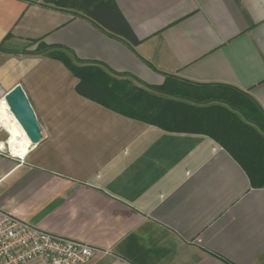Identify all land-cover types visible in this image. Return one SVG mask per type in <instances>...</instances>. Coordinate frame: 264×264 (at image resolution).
<instances>
[{"label":"crops","instance_id":"obj_1","mask_svg":"<svg viewBox=\"0 0 264 264\" xmlns=\"http://www.w3.org/2000/svg\"><path fill=\"white\" fill-rule=\"evenodd\" d=\"M115 1L135 46L83 9L0 0V93L21 85L42 133L23 160L0 153V208L96 247L87 264H264V187L220 144L106 109L62 62L25 52L42 40L150 85H229L264 111V0ZM8 110L0 99L10 141Z\"/></svg>","mask_w":264,"mask_h":264},{"label":"trees","instance_id":"obj_2","mask_svg":"<svg viewBox=\"0 0 264 264\" xmlns=\"http://www.w3.org/2000/svg\"><path fill=\"white\" fill-rule=\"evenodd\" d=\"M60 8L83 9L81 16L131 46L139 43L115 0H43ZM26 53L62 62L78 79L76 92L124 117L168 132L204 134L220 144L245 170L252 186L264 187V111L243 91L223 84L193 83L166 75L150 85L106 65L73 60L70 50L34 41ZM0 51H5L2 46ZM73 54V53H72Z\"/></svg>","mask_w":264,"mask_h":264},{"label":"built area","instance_id":"obj_3","mask_svg":"<svg viewBox=\"0 0 264 264\" xmlns=\"http://www.w3.org/2000/svg\"><path fill=\"white\" fill-rule=\"evenodd\" d=\"M0 153L25 157L18 156L8 140L0 145ZM97 252L88 243L47 232L0 208V264H87Z\"/></svg>","mask_w":264,"mask_h":264},{"label":"water","instance_id":"obj_4","mask_svg":"<svg viewBox=\"0 0 264 264\" xmlns=\"http://www.w3.org/2000/svg\"><path fill=\"white\" fill-rule=\"evenodd\" d=\"M4 99L10 112L22 126L32 145L38 144L42 139L41 127L22 86H15L4 95Z\"/></svg>","mask_w":264,"mask_h":264},{"label":"bare ground","instance_id":"obj_5","mask_svg":"<svg viewBox=\"0 0 264 264\" xmlns=\"http://www.w3.org/2000/svg\"><path fill=\"white\" fill-rule=\"evenodd\" d=\"M3 120L12 134L10 141H8L11 149L14 150L18 156H25L29 149V145H31V141L24 129L10 112V109L4 115Z\"/></svg>","mask_w":264,"mask_h":264},{"label":"rangeland","instance_id":"obj_6","mask_svg":"<svg viewBox=\"0 0 264 264\" xmlns=\"http://www.w3.org/2000/svg\"><path fill=\"white\" fill-rule=\"evenodd\" d=\"M2 98H4V95H2V93H0V99H2ZM0 130L2 131V135L5 139V141H7L9 138L8 133L2 127H0Z\"/></svg>","mask_w":264,"mask_h":264}]
</instances>
